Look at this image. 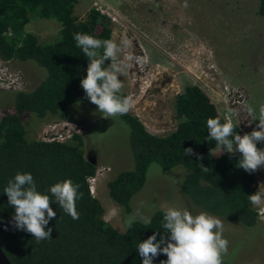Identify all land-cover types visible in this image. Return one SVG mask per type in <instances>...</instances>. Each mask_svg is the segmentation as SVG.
Here are the masks:
<instances>
[{
    "label": "trees",
    "instance_id": "16d2710c",
    "mask_svg": "<svg viewBox=\"0 0 264 264\" xmlns=\"http://www.w3.org/2000/svg\"><path fill=\"white\" fill-rule=\"evenodd\" d=\"M76 0H0V61L34 62L45 70V78L30 90L11 91L13 112L0 117V249L11 264H142L139 242L162 228L164 210L150 215L151 223L136 220L129 228L131 201L144 187L151 164L163 170L180 166L186 170L181 194L193 206L221 221L255 232L264 229L249 196L257 191L254 172L238 167L239 153L224 150L208 136L206 120L220 117L216 106L196 85H185L174 100L177 125L167 135L149 132L131 112L118 118L130 128L129 150L133 168L107 183L108 196L125 217L121 234L107 224L104 208L91 192L90 180L97 165L85 156L83 139L73 134L65 142L27 140L24 114L37 120H66L72 104L89 103L80 80L86 76L87 58L76 47L74 33L97 39H111L110 20L95 9L83 20L74 14ZM257 15L264 19V0H257ZM53 20L59 24L55 40L41 43L25 31L32 20ZM109 61H105L107 67ZM120 95L125 96L122 92ZM94 105V104H93ZM237 133L241 135L237 125ZM29 135V134H28ZM191 148L197 155L185 154ZM217 151V152H216ZM199 164L209 168L204 172ZM17 172L30 173L37 190L49 194L56 182L71 179L79 184L83 197L76 201L78 219L64 214L58 204L50 206L56 218L49 221L50 239L37 242L30 233L14 227V208L8 204L4 187ZM157 236V240L160 239ZM164 254L153 264L166 260ZM223 264L231 262L223 257Z\"/></svg>",
    "mask_w": 264,
    "mask_h": 264
},
{
    "label": "rangeland",
    "instance_id": "374dc122",
    "mask_svg": "<svg viewBox=\"0 0 264 264\" xmlns=\"http://www.w3.org/2000/svg\"><path fill=\"white\" fill-rule=\"evenodd\" d=\"M76 0L75 16L83 20L94 8L106 9L117 19L111 22L112 40L127 38L132 53L143 58L119 79L121 92L131 97L129 112L156 135L174 131L175 96L185 85H196L216 106L220 117H229L241 135L250 133L252 121L246 105L258 110L264 103V19L257 15V0ZM59 24L53 20H32L25 31L41 43L55 40ZM9 69L21 73L22 90H30L45 78V70L34 62L12 60ZM0 88V117L12 113L11 92ZM26 139L69 140L73 134L83 139L86 158L97 165L90 180L93 195L104 208V221L118 233L125 231V217L108 196L107 183L133 168L129 150V130L118 118H103L96 106L72 104L66 120L39 121L24 114ZM176 120V121H175ZM29 134V135H28ZM264 148V143H257ZM217 152V151H216ZM186 170L180 166L163 170L151 164L143 189L131 201L132 212L150 217L168 207L202 212L180 192ZM257 191H264V167L255 172ZM264 227V201L253 205ZM136 220L142 221L139 217ZM228 240L224 255L231 264H264V229L251 232L224 222Z\"/></svg>",
    "mask_w": 264,
    "mask_h": 264
},
{
    "label": "clouds",
    "instance_id": "9594fccd",
    "mask_svg": "<svg viewBox=\"0 0 264 264\" xmlns=\"http://www.w3.org/2000/svg\"><path fill=\"white\" fill-rule=\"evenodd\" d=\"M183 7H188L187 0H184ZM73 38L76 47L82 50L88 61L86 76L80 80L86 98L96 106L103 118L127 114L132 100L120 95L124 85L119 77L140 64L143 58L132 53L122 56L124 49L130 47L127 38L119 43L85 33H74ZM105 61H109L107 67L104 66ZM246 111L251 122L258 121L250 133L240 135L231 119L221 123L217 117H209L206 127L209 138L224 150L222 153H239L238 167L251 174L264 167V148L256 146L257 143H264V103L259 105L258 110L246 105ZM184 151L185 154L197 155L191 148ZM199 159L201 157L197 155ZM199 167L204 172L209 171L203 164H199ZM79 187L71 179H65L51 185L49 194H45L37 190L30 173L17 172L3 189L8 204L14 208V227L30 233L37 242L50 239L52 229L45 228L50 220L56 218L50 204L55 202L64 214L78 219L76 201L83 197V193L78 191ZM249 199L253 205H260L264 201V191H256ZM138 217L145 224L151 223L150 217H144L137 211L129 216L127 226L130 228ZM162 228L166 236L154 232L138 243L137 252L142 264H153V259L161 253L167 259L160 261V264H223L229 242L223 237L224 223L219 218L206 212L194 215L187 209L168 207L163 213Z\"/></svg>",
    "mask_w": 264,
    "mask_h": 264
},
{
    "label": "built area",
    "instance_id": "2783aa9c",
    "mask_svg": "<svg viewBox=\"0 0 264 264\" xmlns=\"http://www.w3.org/2000/svg\"><path fill=\"white\" fill-rule=\"evenodd\" d=\"M94 9L98 11L102 16H105L107 19H109L111 22H114V21L117 22V19L113 17L108 12V10L106 9L103 10L102 8H94ZM24 84H25L24 78L21 75V73L12 71L11 69L8 68L5 62L0 61V88L12 90V91H20L23 89ZM222 119L225 122L226 120L230 118L225 116V117H222ZM56 141L64 142L63 140H56ZM91 192L93 194L92 187H91Z\"/></svg>",
    "mask_w": 264,
    "mask_h": 264
},
{
    "label": "water",
    "instance_id": "95a60500",
    "mask_svg": "<svg viewBox=\"0 0 264 264\" xmlns=\"http://www.w3.org/2000/svg\"><path fill=\"white\" fill-rule=\"evenodd\" d=\"M176 121V120H175ZM89 162H91L92 164H95V162L93 160L88 159ZM0 264H11L9 262V260L7 259V257L4 255V253L2 252V250L0 249Z\"/></svg>",
    "mask_w": 264,
    "mask_h": 264
},
{
    "label": "crops",
    "instance_id": "0c3cea01",
    "mask_svg": "<svg viewBox=\"0 0 264 264\" xmlns=\"http://www.w3.org/2000/svg\"><path fill=\"white\" fill-rule=\"evenodd\" d=\"M112 38V37H111Z\"/></svg>",
    "mask_w": 264,
    "mask_h": 264
},
{
    "label": "flooded vegetation",
    "instance_id": "af4514ba",
    "mask_svg": "<svg viewBox=\"0 0 264 264\" xmlns=\"http://www.w3.org/2000/svg\"><path fill=\"white\" fill-rule=\"evenodd\" d=\"M176 97V96H175Z\"/></svg>",
    "mask_w": 264,
    "mask_h": 264
}]
</instances>
